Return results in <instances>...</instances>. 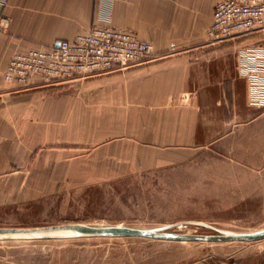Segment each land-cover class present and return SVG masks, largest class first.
<instances>
[{"label":"crops","instance_id":"1","mask_svg":"<svg viewBox=\"0 0 264 264\" xmlns=\"http://www.w3.org/2000/svg\"><path fill=\"white\" fill-rule=\"evenodd\" d=\"M217 1L8 0V23L0 30V171L24 164L43 146L98 144L104 131L159 152L240 143L258 130L264 144V68L251 66L245 74L242 65L244 49L264 55V41L252 34L211 40L207 29ZM95 25L134 31L151 42L153 59L71 80L33 76L25 86L3 78L13 53L51 46ZM143 160L163 163L159 154ZM240 264H264V251Z\"/></svg>","mask_w":264,"mask_h":264},{"label":"rangeland","instance_id":"2","mask_svg":"<svg viewBox=\"0 0 264 264\" xmlns=\"http://www.w3.org/2000/svg\"><path fill=\"white\" fill-rule=\"evenodd\" d=\"M251 34L253 41H264V30ZM65 89L74 90L69 85ZM89 107L88 101L84 110ZM83 130L87 132L85 126ZM260 132L240 137V143L216 142L177 152L126 145L123 141L128 140L121 133L105 131L98 144L43 146L24 164L0 171V226L173 223L170 230L214 233L202 224L206 223L225 231L262 229L264 144L259 142ZM258 147L263 151H254ZM153 154L161 155L163 163L151 165L143 160ZM263 251L264 238L0 235V264H240Z\"/></svg>","mask_w":264,"mask_h":264},{"label":"built area","instance_id":"3","mask_svg":"<svg viewBox=\"0 0 264 264\" xmlns=\"http://www.w3.org/2000/svg\"><path fill=\"white\" fill-rule=\"evenodd\" d=\"M7 3L8 0H0V30L8 23L4 14ZM260 30H264V0H218L207 33L213 41H226ZM151 50V42L130 29L95 25L51 46L13 53L3 78L25 86L33 76L63 81L109 73L153 59ZM242 54L245 74L251 66L256 71L264 68L262 49L248 48Z\"/></svg>","mask_w":264,"mask_h":264},{"label":"water","instance_id":"4","mask_svg":"<svg viewBox=\"0 0 264 264\" xmlns=\"http://www.w3.org/2000/svg\"><path fill=\"white\" fill-rule=\"evenodd\" d=\"M211 227L214 233H189L170 230L173 225L139 227L122 224L97 225L84 222H65L42 226H0V235L52 238L63 235L142 236L155 239L200 241H253L264 238V228L253 231H225Z\"/></svg>","mask_w":264,"mask_h":264},{"label":"bare ground","instance_id":"5","mask_svg":"<svg viewBox=\"0 0 264 264\" xmlns=\"http://www.w3.org/2000/svg\"><path fill=\"white\" fill-rule=\"evenodd\" d=\"M263 229V228H262Z\"/></svg>","mask_w":264,"mask_h":264}]
</instances>
